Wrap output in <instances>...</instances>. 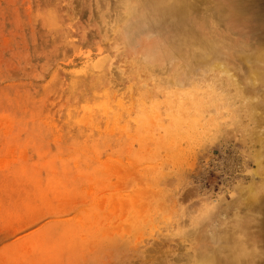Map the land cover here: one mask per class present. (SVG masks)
Wrapping results in <instances>:
<instances>
[{
    "label": "rangeland",
    "instance_id": "1",
    "mask_svg": "<svg viewBox=\"0 0 264 264\" xmlns=\"http://www.w3.org/2000/svg\"><path fill=\"white\" fill-rule=\"evenodd\" d=\"M173 1L0 0V264H264V0Z\"/></svg>",
    "mask_w": 264,
    "mask_h": 264
},
{
    "label": "bare ground",
    "instance_id": "2",
    "mask_svg": "<svg viewBox=\"0 0 264 264\" xmlns=\"http://www.w3.org/2000/svg\"><path fill=\"white\" fill-rule=\"evenodd\" d=\"M166 1V0H165ZM175 1V0H174ZM173 1V2H174ZM168 3H169V0H168ZM175 3H176V1H175ZM166 5H168V4H166ZM170 5H172V4H170ZM109 23H111V22H109ZM113 28V27H112ZM111 28V29H112ZM115 29V28H114ZM117 44V43H116ZM135 62H138L137 60H134ZM164 74V73H163ZM168 74H169V72H167V73H165V75H166V77L164 78V80H165V82L166 83H170L169 81H168ZM111 88V87H110ZM229 95V94H228ZM237 95V94H236ZM230 99H231V96L229 97ZM229 98H228V100H229ZM197 103V105H200V102H196ZM136 227H134V226H132V227H128L126 230H124V232H122V235L123 236H125V237H123V240H121V244H123V245H125L126 247H130V246H134V243H137V240L139 239V237L138 236H136ZM119 249V248H118ZM144 249V248H143ZM133 250V249H132Z\"/></svg>",
    "mask_w": 264,
    "mask_h": 264
}]
</instances>
